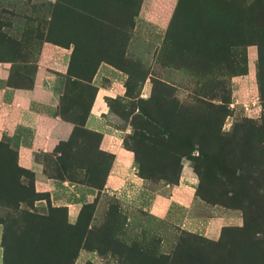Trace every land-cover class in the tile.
I'll return each mask as SVG.
<instances>
[{"label":"rangeland","instance_id":"1","mask_svg":"<svg viewBox=\"0 0 264 264\" xmlns=\"http://www.w3.org/2000/svg\"><path fill=\"white\" fill-rule=\"evenodd\" d=\"M100 2L0 0L7 85L56 71L72 125L33 154L44 182L0 140V264H264V0H179L168 24ZM107 132L132 155L111 187Z\"/></svg>","mask_w":264,"mask_h":264},{"label":"crops","instance_id":"2","mask_svg":"<svg viewBox=\"0 0 264 264\" xmlns=\"http://www.w3.org/2000/svg\"><path fill=\"white\" fill-rule=\"evenodd\" d=\"M176 8L177 0H140L134 22L149 16L162 17L164 22L168 24L171 22ZM69 50H72V46ZM53 65L58 67L57 71L61 73L65 71V62L56 61ZM38 66L31 75L29 88L11 87L7 85L12 74L11 64L0 62V140L3 138L18 139V165L32 171L36 181L44 182L40 165L34 161L33 154L50 152L58 142L67 140L71 134L72 125L61 120L56 114L57 104L63 89L62 78L54 73L56 71L50 72L44 69L42 65ZM102 92L103 90H99L97 93L89 120H97L101 116L98 113L102 109L100 103ZM115 137L111 132L104 133L101 142L103 150L115 155L114 169L108 177L111 178L112 183L109 184L107 179V187L120 182L121 177L129 176L132 164V155L131 158H127V155L124 154L127 151L114 143ZM115 171L118 175L116 180H114ZM187 186L189 190L192 188L190 184ZM85 193H88L87 190ZM164 203L160 197L155 198L150 205V210L156 211L158 215L162 214ZM67 218L71 222L75 219H69V211ZM215 232L216 230H210L212 234Z\"/></svg>","mask_w":264,"mask_h":264},{"label":"trees","instance_id":"3","mask_svg":"<svg viewBox=\"0 0 264 264\" xmlns=\"http://www.w3.org/2000/svg\"><path fill=\"white\" fill-rule=\"evenodd\" d=\"M103 2L105 4V6H107L108 8H112V7H115L117 5H118V7L120 6V8H121V5L123 4V2H125V0H101L100 4L102 6H103ZM178 4H179V0H177V5ZM30 85H31V82L29 83V87H30ZM11 87H15V86H11Z\"/></svg>","mask_w":264,"mask_h":264}]
</instances>
